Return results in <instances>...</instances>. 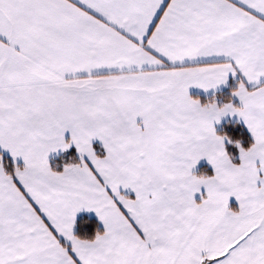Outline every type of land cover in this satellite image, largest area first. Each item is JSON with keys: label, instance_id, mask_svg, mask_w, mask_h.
Here are the masks:
<instances>
[{"label": "snow or ice", "instance_id": "1", "mask_svg": "<svg viewBox=\"0 0 264 264\" xmlns=\"http://www.w3.org/2000/svg\"><path fill=\"white\" fill-rule=\"evenodd\" d=\"M0 264H264V0H0Z\"/></svg>", "mask_w": 264, "mask_h": 264}]
</instances>
